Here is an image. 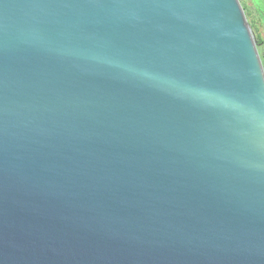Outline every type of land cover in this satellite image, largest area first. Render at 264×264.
Masks as SVG:
<instances>
[{
    "label": "water",
    "instance_id": "1",
    "mask_svg": "<svg viewBox=\"0 0 264 264\" xmlns=\"http://www.w3.org/2000/svg\"><path fill=\"white\" fill-rule=\"evenodd\" d=\"M0 264H264L239 0H0Z\"/></svg>",
    "mask_w": 264,
    "mask_h": 264
},
{
    "label": "rangeland",
    "instance_id": "2",
    "mask_svg": "<svg viewBox=\"0 0 264 264\" xmlns=\"http://www.w3.org/2000/svg\"><path fill=\"white\" fill-rule=\"evenodd\" d=\"M239 2L254 40L256 37L262 40L256 48L260 59L264 58V0H239Z\"/></svg>",
    "mask_w": 264,
    "mask_h": 264
},
{
    "label": "trees",
    "instance_id": "3",
    "mask_svg": "<svg viewBox=\"0 0 264 264\" xmlns=\"http://www.w3.org/2000/svg\"><path fill=\"white\" fill-rule=\"evenodd\" d=\"M261 42H262V40L259 37H256L255 44L257 45V44H259ZM261 61H262V66L264 68V58H261Z\"/></svg>",
    "mask_w": 264,
    "mask_h": 264
}]
</instances>
